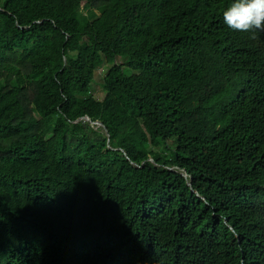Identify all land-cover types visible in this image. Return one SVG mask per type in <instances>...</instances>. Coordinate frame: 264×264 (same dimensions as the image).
I'll return each mask as SVG.
<instances>
[{"label": "trees", "instance_id": "obj_1", "mask_svg": "<svg viewBox=\"0 0 264 264\" xmlns=\"http://www.w3.org/2000/svg\"><path fill=\"white\" fill-rule=\"evenodd\" d=\"M232 3L0 0V264H264V31Z\"/></svg>", "mask_w": 264, "mask_h": 264}, {"label": "clouds", "instance_id": "obj_2", "mask_svg": "<svg viewBox=\"0 0 264 264\" xmlns=\"http://www.w3.org/2000/svg\"><path fill=\"white\" fill-rule=\"evenodd\" d=\"M223 20L233 31H264V0H233Z\"/></svg>", "mask_w": 264, "mask_h": 264}, {"label": "rangeland", "instance_id": "obj_3", "mask_svg": "<svg viewBox=\"0 0 264 264\" xmlns=\"http://www.w3.org/2000/svg\"><path fill=\"white\" fill-rule=\"evenodd\" d=\"M104 74V70H100L98 71L97 73V78L99 79V81H102V75ZM93 95L97 98V99H102L103 98V95H104V92L102 91V88L101 86H98L96 88L95 91H93Z\"/></svg>", "mask_w": 264, "mask_h": 264}, {"label": "water", "instance_id": "obj_4", "mask_svg": "<svg viewBox=\"0 0 264 264\" xmlns=\"http://www.w3.org/2000/svg\"><path fill=\"white\" fill-rule=\"evenodd\" d=\"M85 119L91 122L90 118L85 117ZM92 123L95 124V125L103 126L102 122H100V121H95V122H92Z\"/></svg>", "mask_w": 264, "mask_h": 264}]
</instances>
